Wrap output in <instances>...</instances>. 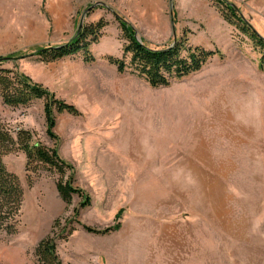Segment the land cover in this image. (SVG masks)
<instances>
[{"label":"rangeland","instance_id":"rangeland-1","mask_svg":"<svg viewBox=\"0 0 264 264\" xmlns=\"http://www.w3.org/2000/svg\"><path fill=\"white\" fill-rule=\"evenodd\" d=\"M228 1L264 38V0ZM216 3L0 0V58H18L5 66H17L80 112L57 114L56 141L46 133L42 100L11 108L0 98V123L57 148L91 200L76 215L81 197L67 205L52 173L28 171L22 152L5 154L24 200L17 233L0 234V264H36L34 250L57 219L63 264H264V64ZM116 14L150 47L186 37L220 55L154 89L109 64L108 56H122ZM101 19L108 25L91 48L95 62L35 54L69 43L81 24ZM117 223L106 234L82 227Z\"/></svg>","mask_w":264,"mask_h":264},{"label":"trees","instance_id":"trees-1","mask_svg":"<svg viewBox=\"0 0 264 264\" xmlns=\"http://www.w3.org/2000/svg\"><path fill=\"white\" fill-rule=\"evenodd\" d=\"M223 19L235 28L261 54V64H264V38L247 22L239 9L228 0H214ZM116 20L123 41L122 56H108L109 64L116 67L118 73L136 76L150 87L167 88L176 81L198 73L219 51L207 50L201 46L188 44L186 37L172 46L150 47L143 40L139 41L137 32L130 22L116 14ZM108 23L101 19L97 23L86 24L78 30L73 39L63 45L42 48L36 55L53 62L66 57L80 55L86 64L95 62L91 48L99 43ZM18 58L7 56L0 58V98L4 105L11 108L27 107L35 101L44 102L46 133L51 140L58 137L54 133L57 114L80 115L73 105L58 99L54 93L30 77L22 73L17 66L9 68L7 63H14ZM22 152L26 156L27 170L37 171L43 168L56 177V188L61 199L67 205L71 204L74 195L82 198L79 211L91 204L86 193L77 188L74 183V167L66 162L57 148H50L41 142H34V134L27 129H19L15 135L3 123H0V234L15 235L18 231L19 216L24 200V190L19 178L7 170L2 157L11 152ZM119 217V216H118ZM81 225V224H80ZM60 226V220L54 222L51 233L42 239L34 250L36 264H63L57 251L55 230ZM82 227L90 233H109L120 228L114 227L97 230L89 226ZM68 233L69 236L72 231ZM67 238V237H66ZM64 238V239H66Z\"/></svg>","mask_w":264,"mask_h":264},{"label":"water","instance_id":"water-1","mask_svg":"<svg viewBox=\"0 0 264 264\" xmlns=\"http://www.w3.org/2000/svg\"><path fill=\"white\" fill-rule=\"evenodd\" d=\"M82 27H83V24L80 25L79 30H81ZM138 39H139V38H138ZM139 41H141V39H139Z\"/></svg>","mask_w":264,"mask_h":264},{"label":"bare ground","instance_id":"bare-ground-1","mask_svg":"<svg viewBox=\"0 0 264 264\" xmlns=\"http://www.w3.org/2000/svg\"><path fill=\"white\" fill-rule=\"evenodd\" d=\"M138 138V137H137Z\"/></svg>","mask_w":264,"mask_h":264}]
</instances>
